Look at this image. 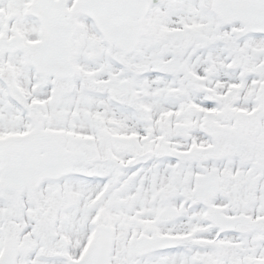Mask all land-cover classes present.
I'll return each mask as SVG.
<instances>
[{
  "label": "snow or ice",
  "instance_id": "obj_1",
  "mask_svg": "<svg viewBox=\"0 0 264 264\" xmlns=\"http://www.w3.org/2000/svg\"><path fill=\"white\" fill-rule=\"evenodd\" d=\"M0 264H264V0H0Z\"/></svg>",
  "mask_w": 264,
  "mask_h": 264
}]
</instances>
